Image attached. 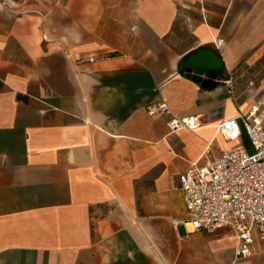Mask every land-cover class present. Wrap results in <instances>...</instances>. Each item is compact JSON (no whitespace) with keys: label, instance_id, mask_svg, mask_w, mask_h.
I'll return each instance as SVG.
<instances>
[{"label":"crops","instance_id":"1","mask_svg":"<svg viewBox=\"0 0 264 264\" xmlns=\"http://www.w3.org/2000/svg\"><path fill=\"white\" fill-rule=\"evenodd\" d=\"M202 50L211 90L184 73ZM256 104L264 0H0V264H264L257 240L238 260L230 228L193 230L179 183L242 145L217 128Z\"/></svg>","mask_w":264,"mask_h":264},{"label":"built area","instance_id":"2","mask_svg":"<svg viewBox=\"0 0 264 264\" xmlns=\"http://www.w3.org/2000/svg\"><path fill=\"white\" fill-rule=\"evenodd\" d=\"M219 45L220 41L215 43ZM146 113L154 117L168 114L169 109L161 100L148 105ZM166 125L171 132L194 131L200 122L198 116L173 117ZM242 131L251 142L252 153L236 145L202 167L192 165L179 183L190 227L209 233L230 228L237 238L235 258L247 260L256 240L264 249V115L257 104L247 115L224 121L217 128L228 141H237Z\"/></svg>","mask_w":264,"mask_h":264},{"label":"water","instance_id":"3","mask_svg":"<svg viewBox=\"0 0 264 264\" xmlns=\"http://www.w3.org/2000/svg\"><path fill=\"white\" fill-rule=\"evenodd\" d=\"M185 77L206 90L215 88L222 68L221 60L210 50H202L189 57L185 63Z\"/></svg>","mask_w":264,"mask_h":264},{"label":"rangeland","instance_id":"4","mask_svg":"<svg viewBox=\"0 0 264 264\" xmlns=\"http://www.w3.org/2000/svg\"><path fill=\"white\" fill-rule=\"evenodd\" d=\"M242 146H243V148L245 149V151L247 153H252L253 152V148H252L251 142H250V140L248 139V137L244 133H243V136H242Z\"/></svg>","mask_w":264,"mask_h":264}]
</instances>
